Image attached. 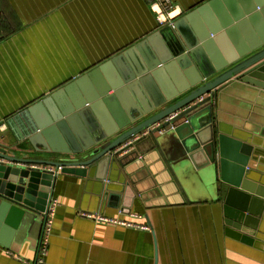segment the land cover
Returning a JSON list of instances; mask_svg holds the SVG:
<instances>
[{
	"label": "water",
	"instance_id": "water-1",
	"mask_svg": "<svg viewBox=\"0 0 264 264\" xmlns=\"http://www.w3.org/2000/svg\"><path fill=\"white\" fill-rule=\"evenodd\" d=\"M175 25L21 112L26 137L1 136L0 231L28 213L45 225L59 171L97 179L103 203L131 201L137 185L126 164L140 161L148 141L157 155L165 146L203 173L223 203L227 233L264 249L255 237L264 210V0H208Z\"/></svg>",
	"mask_w": 264,
	"mask_h": 264
},
{
	"label": "crops",
	"instance_id": "crops-1",
	"mask_svg": "<svg viewBox=\"0 0 264 264\" xmlns=\"http://www.w3.org/2000/svg\"><path fill=\"white\" fill-rule=\"evenodd\" d=\"M173 1L183 10L177 20L208 0ZM152 2L0 0V142L2 135L26 137V107L163 27ZM141 148L140 161L126 164L137 185L131 201L103 203L97 179L59 171L45 253L47 216L43 225L41 214L28 213L1 229L0 264H36L40 257L47 264H264L263 248L227 233L223 203L203 173L165 146L161 155L148 141ZM84 211L150 229L96 221ZM255 237L264 240V210Z\"/></svg>",
	"mask_w": 264,
	"mask_h": 264
},
{
	"label": "built area",
	"instance_id": "built-area-1",
	"mask_svg": "<svg viewBox=\"0 0 264 264\" xmlns=\"http://www.w3.org/2000/svg\"><path fill=\"white\" fill-rule=\"evenodd\" d=\"M152 9L156 12V16H157V19H158L160 25L169 26V27H171L173 29H175V27H176L175 20H176L177 16L179 14L183 13V10L181 9V7L178 4H175V2L173 0H153ZM175 114L176 113L168 115L165 118V120H169ZM162 122L163 121H159V122H156V123L146 127L140 133L134 135L133 138L130 139L126 144H123L119 148H122L123 146L129 144L133 140H136L138 138H142L144 136L152 134L154 132V129L156 127H158ZM163 131H164V128H160L157 131H155L154 134L162 133ZM128 150H126V152ZM47 168H49L50 170H54L51 167H47ZM55 205H56V201L52 199L51 203L48 206V209L46 210L47 221H46V228H45V231H44L43 240H42V246H41L43 253H45L46 246L48 244L49 230H50V225H51V221H52V214H53V212L55 210ZM81 214L83 216L89 217V218L94 219L96 221L120 223V224H124V225H128V226L142 228V229H145V230H149L150 229L149 225L146 224V223H140V222H137V221H134V220L133 221H127V220L120 219L118 217L107 216V215L99 213V212L92 213V212L84 211V212H81ZM135 217H141V216L135 215ZM36 264H47V263L45 262V260L42 257H40L36 261Z\"/></svg>",
	"mask_w": 264,
	"mask_h": 264
}]
</instances>
